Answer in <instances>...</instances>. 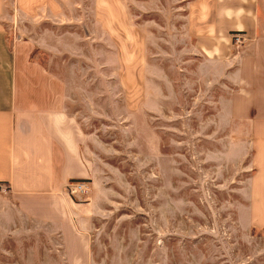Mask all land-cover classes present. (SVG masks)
<instances>
[{"label":"rangeland","instance_id":"obj_1","mask_svg":"<svg viewBox=\"0 0 264 264\" xmlns=\"http://www.w3.org/2000/svg\"><path fill=\"white\" fill-rule=\"evenodd\" d=\"M113 12L102 46L86 36L67 42L74 57L32 54L75 77L71 89L88 98L90 177L70 181L65 195L84 222L91 264H264L263 134L252 118L228 114V54L204 58L190 39L160 36L148 13L121 29ZM75 182L87 194L71 195ZM48 239L0 231V264H34L24 256L43 254Z\"/></svg>","mask_w":264,"mask_h":264},{"label":"crops","instance_id":"obj_2","mask_svg":"<svg viewBox=\"0 0 264 264\" xmlns=\"http://www.w3.org/2000/svg\"><path fill=\"white\" fill-rule=\"evenodd\" d=\"M114 8L121 29L130 15L148 13L150 30L160 36L190 39L204 58L228 54L221 66L228 114L252 118L264 155V0H0V231L11 238L48 236L43 254L36 248L24 256L34 264H91L93 258L77 206L65 195L70 181L90 177L88 98L71 89L75 77L50 72L32 54L74 57L67 42L86 36L100 37L102 46ZM41 21L51 27L36 28ZM236 34L245 39L240 45L232 44ZM258 175L264 198V164Z\"/></svg>","mask_w":264,"mask_h":264},{"label":"built area","instance_id":"obj_3","mask_svg":"<svg viewBox=\"0 0 264 264\" xmlns=\"http://www.w3.org/2000/svg\"><path fill=\"white\" fill-rule=\"evenodd\" d=\"M232 39H233V43L235 45H240L245 41L244 37L240 34L234 35ZM86 192H87V187L85 186V184L75 182V183L70 185L69 193L71 195H74L77 193V194L83 196V195L87 194Z\"/></svg>","mask_w":264,"mask_h":264}]
</instances>
